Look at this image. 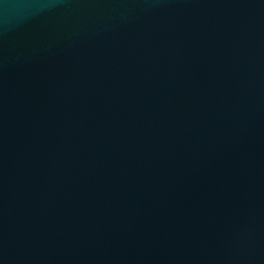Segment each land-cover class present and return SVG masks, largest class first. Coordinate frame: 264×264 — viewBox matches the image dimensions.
<instances>
[{
  "label": "water",
  "instance_id": "obj_1",
  "mask_svg": "<svg viewBox=\"0 0 264 264\" xmlns=\"http://www.w3.org/2000/svg\"><path fill=\"white\" fill-rule=\"evenodd\" d=\"M0 264H264V0H0Z\"/></svg>",
  "mask_w": 264,
  "mask_h": 264
}]
</instances>
